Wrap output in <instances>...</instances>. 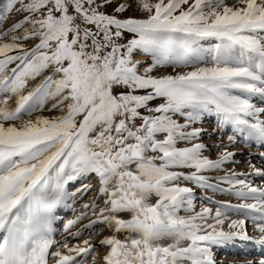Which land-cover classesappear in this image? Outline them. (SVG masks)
<instances>
[{"label":"snow or ice","instance_id":"obj_1","mask_svg":"<svg viewBox=\"0 0 264 264\" xmlns=\"http://www.w3.org/2000/svg\"><path fill=\"white\" fill-rule=\"evenodd\" d=\"M111 2L7 0V12L25 15L0 33V41L10 36L0 42V92L5 94L0 98V264H49L50 258L54 264H79L78 256L94 252L88 240L76 246L64 242L49 252L57 242L40 235L44 226L51 231L52 213L64 195V185L92 172L100 178L99 192L107 199L99 212L95 203L83 205L96 217L86 227L105 223L115 232L128 233L124 240L113 235L101 241L110 249L104 264H216L207 245L237 236L264 245V219H254L259 236L249 237L244 220L231 221L229 227L235 231L224 232L219 211L215 224L195 223L206 220L211 213L208 208L188 219L179 216L186 203L192 206L186 199L192 189L172 183L183 179L206 185L207 177L201 173L220 169L234 155L225 151L212 160L202 155L203 144L176 147L177 138L200 135L201 129H185L210 106L222 116V123L264 141V120L258 118L264 109L229 91L264 97V41L254 35L264 32V0H239L240 7L225 6L222 11H217L220 5L213 0H193L186 10L182 6L189 0H136L147 17L127 19L100 11ZM127 7L120 4L115 11L124 12ZM125 33L131 38L118 43ZM208 37L221 41L215 48L216 66L175 76L150 75L165 62L187 64L195 41ZM29 40L38 42L25 47L23 42ZM237 48L236 65L229 66L225 60L221 66V58H230ZM136 51L153 60L143 73L138 70L139 61L133 60ZM49 68L52 74L24 94L29 81ZM119 86L129 91L114 94ZM138 90L145 94H134ZM12 96L17 97L15 107L9 106ZM158 97L165 102L149 107ZM49 100L62 115L24 119ZM142 108L159 115H143ZM184 109L190 110L189 122L181 125L169 113ZM158 133L165 135L158 138ZM172 166L194 171H169ZM237 175L242 174L233 172L219 179L247 188L238 196L259 199L237 207L264 214V190L234 180ZM153 195L155 204L149 203ZM121 212L130 213L131 218L119 217ZM85 215L82 212L69 220L66 229ZM165 237L173 242L160 243ZM183 241L188 243L182 245ZM92 259L95 264V256ZM258 264H264V259Z\"/></svg>","mask_w":264,"mask_h":264},{"label":"rangeland","instance_id":"obj_2","mask_svg":"<svg viewBox=\"0 0 264 264\" xmlns=\"http://www.w3.org/2000/svg\"><path fill=\"white\" fill-rule=\"evenodd\" d=\"M152 2L155 3L156 0H152ZM213 2L219 3L220 5L217 11H222L225 6H241L239 4V0H213ZM192 3L193 0H189V3L183 5L182 7L186 10ZM120 4L128 5L129 7H127L126 11L118 13L115 11V8ZM6 5L7 0H0V33L10 30L12 25L20 21L25 15L23 12H7ZM205 10L207 11V9ZM100 11L109 15H114L119 19H127L129 17H147V13L140 11L137 7L136 0H112L111 4L101 8ZM176 14H178V12ZM89 27L94 28V26L91 25H89ZM131 35L132 34L130 33H125L124 37L117 42L126 43L127 40L131 38ZM254 35L264 41V32L257 31ZM9 39L10 36L4 37L3 41L0 42L7 41ZM37 42L38 41L36 40H29L23 43L25 44V47L30 48ZM220 43L221 41L216 37L198 39L192 45L193 51L187 64L165 62L157 65L150 75L175 76L193 71L196 68L214 67L216 66V60H214V57L216 56L215 48L216 45ZM89 44H91V41ZM109 50L110 49H105L104 51L107 52ZM88 51H91V48H89ZM238 51L239 49L237 48L230 58L222 57L221 66H224L223 61L225 60H227L229 66H235L238 61ZM133 60L139 61L138 70L140 73H143L144 69L153 63L152 57L141 51H136L133 54ZM243 60L246 62L248 60V56L245 55ZM9 67H15V65L13 64ZM51 74L52 69L49 68L35 80H30L27 88L24 90V94H27V91L39 85L44 76ZM56 78L58 79L59 76ZM127 91H129V89L124 86H119L113 90L114 94ZM229 91L234 95H241L243 98L248 99L256 107L264 109V97L249 93H240L238 90ZM134 94L143 95L145 94V90H138ZM4 95V93L0 92V98H3ZM16 99L17 97L15 96L11 97L9 101L10 107H15ZM164 102V98L158 97L149 102V107L154 108ZM53 103V100H49L42 110L35 111L32 113L31 117L25 116L24 119L35 120L37 117H47L51 119L62 115L59 109L52 108ZM139 111L143 115H159L158 113H148L147 110L143 108L139 109ZM189 111V109H184L180 113H169V115L178 124L182 125L189 122V118L187 116ZM258 118L260 120H264V113L258 114ZM15 123L19 124V121H16ZM135 123L139 125L141 121L137 119ZM193 128L201 129L200 135L196 138H190L188 140H181L177 138V148H190L194 144L200 143L206 146L202 151V155L209 159L216 160L225 151L234 153V155L231 160L226 162L220 169L208 170L201 173L207 177L206 185L196 184L192 181H186L183 179L172 182L179 184L182 187L192 189L190 197H186V199L191 200V208H189L186 203L179 211L178 215L188 219L196 216L202 211V209L208 208L211 209V213L207 216L206 220L197 219L195 223L199 225L215 224L216 212L219 211L221 213V218L224 219V224L219 227L222 228L224 232L227 233L235 231L229 227L231 221L244 220L247 235L249 237H258L259 233L255 230L253 221L254 219L257 221L264 219V214L252 209H244L237 206L245 203L255 204L259 202V199L253 198L252 196H249L248 198L238 196L236 193L241 190L246 192L247 188L240 184L223 182L219 178L230 176L233 172H235L242 175H237L234 177V180H243L245 184L250 185L251 187L264 190V169L260 167L264 160V154L263 156H260V153L264 151V141L258 138L249 137L246 131H241L239 128L234 127L231 123H222V116L215 111L213 106H210V110L201 111L195 122L190 123V126L185 129V131L190 132ZM164 135L165 134L163 133L157 134L158 138H162ZM229 137H233V140L229 141ZM148 154L158 155V153ZM57 163H59V161ZM157 163H161V161H157ZM70 170V168L66 169V171ZM168 170L183 174H189L194 171V169L182 166H172ZM257 170H259V172H257ZM52 175L54 177L55 173H52ZM49 183L50 185H54V179ZM85 185L90 186V190H83ZM100 187V178L94 172L82 175L76 180L69 181L64 185V195L59 203L55 205L52 213L54 218L51 221L50 227L53 230V240L56 241L57 244L53 246L51 251L64 242H67L69 246H76L82 245L84 240H88L89 243L94 246L95 250L90 254L78 256L77 260L79 261V264H93V256H95V264H104L103 257L107 255L110 249L108 246L102 245L101 241L105 238L112 237L113 235L120 240L125 239L128 235L127 232H115L112 227H109L105 223H96L92 227H86V225H88L90 221L96 219V217L92 215L90 209H85L83 205L95 203L97 206V212H99L100 208L105 207L104 201L107 197L100 194ZM153 198L156 202L157 198L154 195ZM82 212L87 213V215L66 229L67 222L69 220H75L76 217L81 216ZM117 215L123 219L131 218V214L128 212L117 213ZM77 231L80 232L79 236L72 235V233H76ZM200 234L204 233L201 232ZM0 235H2V233H0ZM169 238L173 240V238ZM252 242H255V240H246L237 236L231 240L224 241L219 245L207 246L211 247L216 264H258L260 260L264 259V248L256 244L255 247ZM182 243L188 242L183 241ZM247 245H250L251 247ZM247 257L249 260H245ZM239 259L241 260L239 261ZM49 264H54V261L51 258L49 259Z\"/></svg>","mask_w":264,"mask_h":264},{"label":"bare ground","instance_id":"obj_3","mask_svg":"<svg viewBox=\"0 0 264 264\" xmlns=\"http://www.w3.org/2000/svg\"><path fill=\"white\" fill-rule=\"evenodd\" d=\"M264 108V107H263ZM157 154V153H156ZM263 154H264V151H262L261 153H260V156H263ZM258 156H259V154H258ZM262 163V162H261ZM260 167H262L263 169H264V160H263V164L260 166ZM149 203H152V204H154L155 203V200H154V198H153V196L150 198V200H149ZM51 228V227H50ZM40 235H47V236H49L50 238H52L53 239V230H52V228H51V231H48V228H47V226H44V227H42V229H41V232H40ZM52 236V237H51ZM173 242V240L172 239H170L169 237H165L164 239H162L161 241H160V243H162V244H165V245H167V244H170V243H172ZM187 243H182V245H186ZM252 244L255 246V244L256 245H258V246H260V247H263L264 248V245H262V244H260V243H258V242H252ZM247 246H249V247H251L250 245H247ZM256 247V246H255ZM259 249V248H258ZM261 249V248H260ZM49 252H51V249H49ZM249 254V253H248ZM233 256V255H232ZM238 256V255H237ZM245 256V255H244ZM249 256V255H248ZM222 259V258H221ZM242 259V258H241ZM241 259H239V261L241 260ZM258 259V258H257ZM235 260V259H234ZM243 260V259H242ZM245 260H249L248 259V257H247V259L245 258ZM244 260V261H245ZM250 261H251V259H250ZM259 261V260H258ZM242 262V261H241ZM248 262V261H247ZM233 264V263H232Z\"/></svg>","mask_w":264,"mask_h":264},{"label":"trees","instance_id":"obj_4","mask_svg":"<svg viewBox=\"0 0 264 264\" xmlns=\"http://www.w3.org/2000/svg\"><path fill=\"white\" fill-rule=\"evenodd\" d=\"M89 43H90V41H89Z\"/></svg>","mask_w":264,"mask_h":264}]
</instances>
